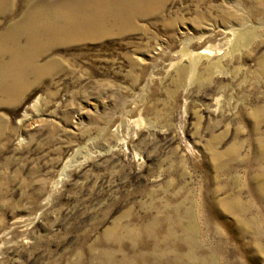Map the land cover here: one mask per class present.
I'll use <instances>...</instances> for the list:
<instances>
[{"label":"rangeland","instance_id":"rangeland-1","mask_svg":"<svg viewBox=\"0 0 264 264\" xmlns=\"http://www.w3.org/2000/svg\"><path fill=\"white\" fill-rule=\"evenodd\" d=\"M160 8L0 68V264H264V0Z\"/></svg>","mask_w":264,"mask_h":264},{"label":"bare ground","instance_id":"bare-ground-1","mask_svg":"<svg viewBox=\"0 0 264 264\" xmlns=\"http://www.w3.org/2000/svg\"><path fill=\"white\" fill-rule=\"evenodd\" d=\"M25 1L19 6H15L13 0H0V16L6 21L7 29L0 33V68L6 69L5 61L10 62L13 68L26 71L22 66L16 68L19 65V60H24L31 65L37 62L39 58H42L44 50L52 43L58 41H69L84 39V34L91 32L88 36L98 37L103 35L104 32L111 31L113 26L119 25L124 27L127 23L125 21L136 20L142 13L149 11L158 13L161 11L160 7L164 0H96L87 3L89 7H92L90 13L85 15L80 10L75 12V17L72 19L71 28L72 31L77 30L79 27L84 28L86 24L88 29L82 33H78L75 37L62 38L61 35L65 34L62 26L67 24V21L60 20V13L54 11L56 19L52 16L48 19L46 24V30L44 25V11L45 6L41 0ZM64 0L55 1L54 7H70L72 3L67 6H63ZM23 7L20 11L19 19H13L14 12ZM101 10V13H98ZM110 10L111 14L108 13ZM115 15L120 17L122 21L116 23L114 19ZM123 20H125L123 22ZM132 22V23H133ZM69 24V23H68ZM107 26L108 29H105ZM127 26V25H126ZM51 32V33H48ZM212 53V50H209ZM46 53V52H45ZM19 59V60H17ZM15 84L13 85V87Z\"/></svg>","mask_w":264,"mask_h":264}]
</instances>
